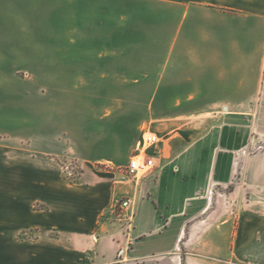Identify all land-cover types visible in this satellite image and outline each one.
Instances as JSON below:
<instances>
[{
  "label": "crops",
  "instance_id": "1",
  "mask_svg": "<svg viewBox=\"0 0 264 264\" xmlns=\"http://www.w3.org/2000/svg\"><path fill=\"white\" fill-rule=\"evenodd\" d=\"M130 4L110 45L109 0H0V264H264V0ZM126 104L154 168L64 179L123 161L92 151Z\"/></svg>",
  "mask_w": 264,
  "mask_h": 264
},
{
  "label": "rangeland",
  "instance_id": "2",
  "mask_svg": "<svg viewBox=\"0 0 264 264\" xmlns=\"http://www.w3.org/2000/svg\"><path fill=\"white\" fill-rule=\"evenodd\" d=\"M46 7L44 8L47 12L46 15L53 16V15H68L69 14V0H43ZM76 1V4L83 5L84 1L86 0H74ZM92 1V3L98 2V0H87ZM126 3V5H132L130 3H133L137 0H122ZM139 3L141 1H138ZM110 3V23L108 24V31L110 33L109 43L110 45H115L116 39L115 35L113 33L116 32L117 27L114 23V19L112 17H115L117 15L116 13V3L117 0H109ZM95 14V11H94ZM136 15L143 14L142 12H136ZM131 25H128V28L126 27V32L129 31V28L131 29ZM113 34V35H112ZM126 43L130 42L126 38ZM94 93L96 92L95 89L93 90ZM106 91H115L114 88L106 89ZM66 96L72 95L69 93L65 94ZM78 95H84V91ZM79 106V105H78ZM146 105L140 104V105H125V112L123 114L122 118V127H119V129H112L111 131H106L105 134L109 136V134L113 137L109 141V138H105L107 143L104 145V147H94L92 151V155H102L105 154V150L109 145L113 147L115 157L123 160L120 163L119 162H96L92 163L90 165H84L80 163L78 160L74 158H66V157H55L54 160L60 165V172L61 176L69 181H75L78 180V177L81 175V173L84 170H88L89 172L93 173L96 176H102V174L105 172V170H113L116 174L120 175L121 177L127 178V177H133L134 175L127 171L126 169V162L128 160V157L133 153V144L135 139L137 138L139 134V130L142 128L143 131H151L153 127H155L156 121L149 120V119H143L144 115V108ZM74 113L78 112L77 110H73ZM137 124L133 129L130 128V124ZM116 130V132H115ZM95 134V132H94ZM114 135V136H113ZM111 143V144H110ZM105 149V150H104ZM139 176V175H137ZM118 203V201H117ZM117 206V204H116ZM122 216V215H121Z\"/></svg>",
  "mask_w": 264,
  "mask_h": 264
},
{
  "label": "built area",
  "instance_id": "3",
  "mask_svg": "<svg viewBox=\"0 0 264 264\" xmlns=\"http://www.w3.org/2000/svg\"><path fill=\"white\" fill-rule=\"evenodd\" d=\"M158 142V137L152 131H143L140 138L136 141L133 153L128 159L126 169L133 175H143L149 173L154 168L153 157L148 150ZM130 207V199L122 198L117 203V209L122 213V217L131 222V213L124 212Z\"/></svg>",
  "mask_w": 264,
  "mask_h": 264
}]
</instances>
